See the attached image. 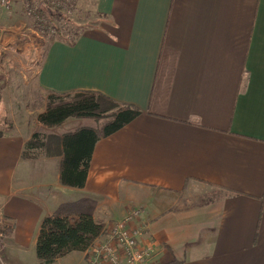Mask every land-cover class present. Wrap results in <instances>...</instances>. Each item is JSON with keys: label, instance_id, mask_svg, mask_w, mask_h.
I'll use <instances>...</instances> for the list:
<instances>
[{"label": "crops", "instance_id": "0c3cea01", "mask_svg": "<svg viewBox=\"0 0 264 264\" xmlns=\"http://www.w3.org/2000/svg\"><path fill=\"white\" fill-rule=\"evenodd\" d=\"M95 9L100 21L74 44L49 45L38 85L98 92L141 114L97 142L83 188L61 183V157H22L33 125L0 137L4 260L42 264L43 219L91 198L105 226L139 211L153 264H264V0H95ZM84 127L98 125L70 118L53 131Z\"/></svg>", "mask_w": 264, "mask_h": 264}, {"label": "trees", "instance_id": "16d2710c", "mask_svg": "<svg viewBox=\"0 0 264 264\" xmlns=\"http://www.w3.org/2000/svg\"><path fill=\"white\" fill-rule=\"evenodd\" d=\"M41 14L49 19L55 16L62 17V13L50 7L46 12L42 9ZM51 35L53 39L50 44L55 40H65L69 44H74L79 36L64 39L60 36L58 27H54ZM45 92L47 94L45 110L37 116L38 124L43 127L60 126L70 118L106 120L101 127H84L63 135L41 131L37 127L25 144L23 158H35L40 151L47 157H61V183L74 188H83L97 142L122 129L138 117L141 111L134 105L120 104L93 91L64 94L54 91ZM12 127L9 125L10 129ZM4 134L5 132L0 130V137ZM96 207V200L84 198L63 203L53 215L43 219L36 247L37 257L42 264H52L72 252H83L90 248L104 233L106 227L104 223L94 218Z\"/></svg>", "mask_w": 264, "mask_h": 264}, {"label": "rangeland", "instance_id": "374dc122", "mask_svg": "<svg viewBox=\"0 0 264 264\" xmlns=\"http://www.w3.org/2000/svg\"><path fill=\"white\" fill-rule=\"evenodd\" d=\"M49 7L57 9L62 17L42 15V9L46 12ZM100 19L95 0H15L10 11L0 13V130L8 134L17 129L30 130L33 125V133L37 127L55 133L37 122L47 98L38 85L37 73L53 39L51 34L58 27L62 38L73 39ZM90 121L98 127L106 123L105 119ZM37 153L32 159L45 156Z\"/></svg>", "mask_w": 264, "mask_h": 264}, {"label": "built area", "instance_id": "2783aa9c", "mask_svg": "<svg viewBox=\"0 0 264 264\" xmlns=\"http://www.w3.org/2000/svg\"><path fill=\"white\" fill-rule=\"evenodd\" d=\"M15 0H0V13L10 11ZM139 211L111 223L86 251L83 264H153L155 249L142 241L144 225ZM2 218L0 211V219ZM0 264H8L0 253Z\"/></svg>", "mask_w": 264, "mask_h": 264}]
</instances>
